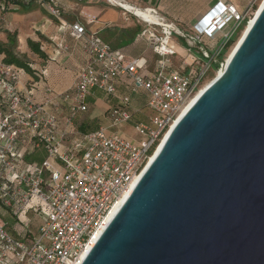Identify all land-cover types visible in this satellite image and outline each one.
<instances>
[{
  "label": "built area",
  "instance_id": "built-area-1",
  "mask_svg": "<svg viewBox=\"0 0 264 264\" xmlns=\"http://www.w3.org/2000/svg\"><path fill=\"white\" fill-rule=\"evenodd\" d=\"M258 1L249 0L245 11L239 13L229 0H218L191 34L163 23L154 9L140 10L156 19L138 16L146 23L142 35L160 57L150 77L143 75L144 58L128 60L96 34H87L81 23L69 24L70 37L84 40V51L91 60L78 69L72 88L61 100L48 91L43 102L35 101L27 90L17 88L19 73L14 66L0 61V205L22 211L34 203L32 209L42 219L37 237L30 241L12 237L0 222V264H75L89 251L93 238L108 224L112 209L143 172L149 151L171 129L217 59L223 42L250 19ZM117 2L113 3L123 8ZM48 10L58 16L57 9ZM173 35L198 53V70L181 73L171 69L170 57L175 52L169 43ZM217 37L221 42L209 53L202 41ZM121 79L131 83L132 92L143 89L149 94L151 115L146 122L133 123L137 134L143 136L138 146L116 132L107 134L104 127L89 133L73 129L74 119L87 111L90 90L97 88L115 96ZM62 100L67 102L68 113L61 118ZM129 106V98L124 97L109 110L113 125L131 123ZM40 148L45 158L28 162L26 157Z\"/></svg>",
  "mask_w": 264,
  "mask_h": 264
},
{
  "label": "water",
  "instance_id": "water-1",
  "mask_svg": "<svg viewBox=\"0 0 264 264\" xmlns=\"http://www.w3.org/2000/svg\"><path fill=\"white\" fill-rule=\"evenodd\" d=\"M80 264H264V4Z\"/></svg>",
  "mask_w": 264,
  "mask_h": 264
},
{
  "label": "crops",
  "instance_id": "crops-1",
  "mask_svg": "<svg viewBox=\"0 0 264 264\" xmlns=\"http://www.w3.org/2000/svg\"><path fill=\"white\" fill-rule=\"evenodd\" d=\"M118 1L138 10L154 9L163 23L172 24L183 33L191 34L198 20L218 0ZM18 2H22L24 7ZM6 3L1 5L0 10V43H7V33L15 35L14 53L30 70L27 72L13 65L19 73L16 86L18 89L27 90L37 102H43L49 95L48 91L50 96L55 97L67 92L74 84L78 69L90 63L91 59L84 51V40L77 41L69 35L67 27L74 22L81 23L87 34H96L111 48L120 50L128 60L144 58L145 77L152 76L157 70L160 57L153 52L147 36L142 35L146 23L132 10L120 8L111 0H44L42 5L34 1L30 8L29 3L25 4L24 0H6ZM4 7L7 11L2 10ZM50 7L58 10V16L50 14L48 10ZM176 38L188 48L183 38L179 36ZM28 42L35 44L41 55L33 52ZM188 50L195 59L200 57L194 49L188 48ZM3 58L4 55L0 54L1 62ZM176 62L182 63V59L177 55L170 57V66ZM116 87L115 96L92 89L87 97V111L74 119L73 129L83 133L93 129L92 126H96L94 129L103 127L107 110L120 104L123 96L129 98L131 112L143 108L149 110L147 108L149 94L145 90L138 89L132 92L131 83L124 79L118 81ZM60 103L59 117L62 118L68 113V105L64 100ZM150 115L151 113H148L147 116ZM131 123H134L132 119ZM44 158L45 152L40 148L27 156L26 160L40 162ZM33 206L34 203H31L24 210H14L15 213H12V210L0 205L1 216L8 220L0 222L5 224L12 237L26 241L37 237L42 219L33 211Z\"/></svg>",
  "mask_w": 264,
  "mask_h": 264
},
{
  "label": "rangeland",
  "instance_id": "rangeland-1",
  "mask_svg": "<svg viewBox=\"0 0 264 264\" xmlns=\"http://www.w3.org/2000/svg\"><path fill=\"white\" fill-rule=\"evenodd\" d=\"M225 1L226 0H224V2ZM229 1L233 4L235 9L239 13H243L245 11V9L247 8L248 4H249V0H229ZM259 1H258V3H259ZM258 3H257V7H256V9L254 11V14H255V12H256V10L258 8ZM254 14L250 17V19L254 18L253 17ZM249 20L246 19L245 22L241 25V27L238 30H236V32L234 33L233 38H235L236 41L238 40L242 30L246 27V24L249 22ZM239 31H241V32H239ZM204 42L207 43V40H205ZM218 42L220 43V41H218ZM169 45L174 50L175 55L179 56L182 59V63H183L182 64L181 62H176V63H174L173 66H171L172 67L171 69H175V70H178V71L185 72V70H187V71L190 70V69L198 70L200 68L196 64L197 60L195 59V56L190 52V50H188V48H185L177 40L176 36H174V35L172 36V38L170 39ZM232 47L229 48L226 52H223L221 57H219V54L216 56L217 59L214 60V62H212L210 64L209 68L207 69V71L205 73L204 79H203L201 85L199 86L198 90L200 88L204 87L206 84H209L216 77L217 73L221 69V67H222V65H223V63H224V61L226 59L227 54L230 52ZM218 57H219V59H218ZM198 90H196V91H198ZM148 111L146 109H144V108L140 109L139 111H136L133 114L132 122L134 121V123H136V122H138L140 120L144 121L146 119L148 113L149 114L151 113L150 110H148ZM103 127H104V131L107 134H113V133L116 132L117 135H119L122 138H125L126 140H128L129 142H131V143H133V144H135L137 146H138L140 140L143 139V136L137 134L134 125L132 123H130V122L124 123L122 125H113L111 119L107 116L105 124H104ZM92 128L94 129V128H96V126H92ZM50 162L53 163V160L50 159ZM13 212L14 211L12 210V213ZM1 215H2V210L0 208V221L7 222L8 220H6ZM39 217L41 218L40 215H39Z\"/></svg>",
  "mask_w": 264,
  "mask_h": 264
},
{
  "label": "trees",
  "instance_id": "trees-1",
  "mask_svg": "<svg viewBox=\"0 0 264 264\" xmlns=\"http://www.w3.org/2000/svg\"><path fill=\"white\" fill-rule=\"evenodd\" d=\"M34 1H36L37 2V4H39V5H42L43 3H39L37 0H24V2H25V4L26 3H29V5H28V7L30 8L32 5H33V3H34ZM0 10H1V5H6L7 3H6V0H4V2L2 1V0H0ZM3 3H5V4H3ZM18 3H20L21 4V6L22 7H24L23 6V4H22V2H18ZM257 6V5H256ZM7 7V6H6ZM6 7H4V8H2V10L3 11H7V9H6ZM194 31V30H193ZM192 31V32H193ZM239 32H241V31H239ZM7 43L6 44H2V43H0V54H3L4 55V58H3V63L5 64V65H14V66H16V67H18V68H22V69H24V70H26L27 72H30V70L28 69V67L26 66V64L14 53V48L16 47V37H15V35L14 34H11V33H7ZM206 39H204L203 41H202V43H203V46H204V48H206L207 50H208V52L209 53H214L215 52V49H216V47L218 46V44H219V42L218 41H220L221 42V37H217L214 41H209V40H207V43L206 42H204ZM103 41V40H102ZM235 38H230V39H228V40H226L225 42H223V44H222V47H221V50L219 51V57H221L222 56V53L223 52H226L229 48H231L233 45H234V43H235ZM104 42V41H103ZM105 43V42H104ZM105 44H107V43H105ZM28 45H29V47H30V49L33 51V52H35L36 54H39V55H41V52H40V50L38 49V48H36V46H35V44H33L32 42H28ZM110 46V45H109ZM111 47V46H110ZM219 57H218V59H219ZM197 60V59H196ZM196 62V61H195ZM178 71V70H177ZM179 72H181V73H189L190 72V70H185V72H183V71H179ZM117 88V87H116ZM95 90H99V91H101V92H104L103 90H100V89H97V88H94ZM92 90V89H91ZM90 90V91H91ZM105 93V92H104ZM117 93V92H116ZM89 94H90V92H89ZM89 94L87 95V97L89 96ZM106 94V93H105ZM123 98H124V96H123ZM86 103H87V98H86ZM88 104V103H87ZM119 105V104H118ZM118 105H115V106H112V107H116V106H118ZM111 107V108H112ZM111 108H109L108 110H107V115H108V112H109V110L111 109ZM131 112V111H130ZM135 112H131L130 113V115H131V119L133 118V114H134ZM149 116H147L146 117V119L144 120V121H146L147 120V118H148ZM144 121H138V122H144ZM137 123V122H136ZM94 130H96V129H90L89 131H85V132H83V133H89V132H92V131H94ZM158 146V143H155V145L153 146V148L149 151V156H151L152 154H153V152L155 151V149H156V147ZM28 162H32V161H30V160H27Z\"/></svg>",
  "mask_w": 264,
  "mask_h": 264
},
{
  "label": "bare ground",
  "instance_id": "bare-ground-1",
  "mask_svg": "<svg viewBox=\"0 0 264 264\" xmlns=\"http://www.w3.org/2000/svg\"><path fill=\"white\" fill-rule=\"evenodd\" d=\"M111 1H113V2H117L116 0H115V1H114V0H111ZM117 3H120V4L122 5V7L125 8V9L132 10L133 12H135V14H136L137 16H140V17L143 18L144 20H147V21H156V19H155L154 17H151V16H149L148 14H146V13H144V12L138 10V9L135 10L134 8L130 7L129 5H127V4L123 3V2H117ZM263 4H264V0H260L259 3H258V8H257L255 14L253 13V14H254L253 17H255V16L257 15V13L259 12V10H260V8L263 6ZM253 19H254V18H251V19L249 20V22L246 24V27L242 30V32H241V34H240L238 40L235 42V44L233 45L232 49H231L230 52L227 54L226 59H225V61H224V63H223L222 66H224L225 62H227V60L230 58L232 52L234 51V49L236 48V46H237L238 43L240 42L242 36L244 35V33L246 32V30H247V29L251 26V24L253 23ZM221 71H222V69L219 70V72L217 73V75H218L219 73H221ZM217 75H216V76H217ZM207 86H208V84H206L204 87L200 88L198 91H196V92H195V93H194V94L188 99V101H187L186 104L184 105V107H183L181 113L179 114V117L177 118V120H178V119H179V118H180V117L186 112V110L191 106V104L196 100V98L200 95V93H201V92H202ZM177 120H176V121H177ZM176 121L174 122V124L176 123ZM174 124H173V125H174ZM173 125H172V126H173ZM167 134H168V133H166V135L164 136V138L162 139V141L158 144V146L156 147L154 153L150 156V159L148 160V162H150V161L153 159V157L155 156L156 152L159 150V148H160L162 142H163L164 139L166 138ZM138 178H139V177H137V178L135 179V181L133 182V184H132L130 190H129V191H128V192H127V193H126L121 199H120V201L117 203V205H115V207L112 209L111 213L109 214V216H108V218H107V221H108V222L111 220V218H112V217L114 216V214L117 212V210H118L119 207L122 205V203L124 202V200L128 197L129 193L131 192V190H132V188L134 187L135 183L137 182ZM99 234H100V233H98V234L93 238L92 242L90 243V246H89L88 250L91 248L92 244H93V243L95 242V240L98 238ZM86 253H87V252H85V253L81 256V258H80L75 264H80V262L82 261V259L85 257Z\"/></svg>",
  "mask_w": 264,
  "mask_h": 264
}]
</instances>
